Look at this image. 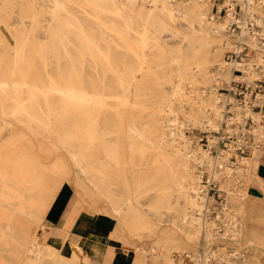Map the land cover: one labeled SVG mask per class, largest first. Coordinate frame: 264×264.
<instances>
[{"label":"bare ground","instance_id":"obj_1","mask_svg":"<svg viewBox=\"0 0 264 264\" xmlns=\"http://www.w3.org/2000/svg\"><path fill=\"white\" fill-rule=\"evenodd\" d=\"M1 1L3 8L15 2ZM21 1L23 16H30L33 27H38L45 0ZM46 1L50 2L44 24L47 39H38L34 28L11 29L16 43L6 64L9 77L0 53V109L32 133L49 135L66 149L81 180L108 200L109 213L123 227L152 230L164 221L165 212L169 214L163 239L150 249L138 247L143 256L137 261L125 253L120 261L144 264L151 253H161L169 264H175L172 249L185 252L186 247L171 229L179 228L185 241L212 234L207 215L212 196L204 191L202 175L194 172L196 164L206 165L214 176L229 156L212 158L207 149L194 147L182 132L184 123L174 103H180L192 124L209 130L224 127L222 97L213 81L231 78L230 64L242 70L239 76L248 72L252 80L260 78L255 66L259 61L264 64V39L260 37L264 34V0H237L239 9L233 8L242 17L237 25L227 17L211 15L207 0ZM224 3L234 5L233 0H222L220 8ZM167 36L178 43L173 46ZM230 39L236 41L235 51L248 46L255 62L223 59L220 51L232 46ZM5 41L0 33V46ZM166 83L171 86L168 92L162 88ZM241 112L236 117L251 114L249 107ZM145 116L151 121L144 122ZM255 132L261 136L263 131ZM8 148V140H0V264H89L90 247L72 241L71 255L66 257L13 222L16 214L39 220L54 193L49 175L35 170L41 162L33 151L22 147L12 158L6 153ZM238 162L237 173L248 171L253 163L248 156ZM130 169L132 175H128ZM50 170L64 174V160ZM249 181L248 175L240 190L243 199L249 195ZM174 191L182 204L170 201ZM149 193L152 201L146 211L140 197ZM244 208L242 202L240 211ZM99 224L106 225L104 219ZM230 231L236 233L237 228ZM165 248L167 252H162ZM207 254L197 257L206 262Z\"/></svg>","mask_w":264,"mask_h":264},{"label":"rangeland","instance_id":"obj_2","mask_svg":"<svg viewBox=\"0 0 264 264\" xmlns=\"http://www.w3.org/2000/svg\"><path fill=\"white\" fill-rule=\"evenodd\" d=\"M233 2L234 5L224 3L222 8H220L222 0H207L205 1V4L207 3L211 5V15L214 14L216 17L219 15L227 17L230 19V24L234 23V25H237L239 24L237 23V20L242 21V17L241 13L239 14L238 10H234L233 8V6L239 7L237 0H233ZM49 3L50 2L45 0V11L39 22L40 25L34 28V22L30 16H23L22 9L24 5H22L21 0H15L12 6H7L6 8H3L2 1L0 0V17L3 20L0 21V33L6 40L5 43L0 46V53L3 54L2 62L3 65H5L7 71L6 75L8 77L9 74L6 64L12 56L16 43L15 36L11 29L13 31L17 28H19L18 30L23 29L31 31L34 28L38 39L46 40L48 35L44 24H47V18L49 15L47 11L50 9L48 5ZM78 11L83 13L82 9H79ZM4 19H7V21ZM164 38L173 46L178 43V39L176 38H170L168 36ZM229 41L232 46L224 47L220 52L223 59L233 62V45L236 41L232 39ZM243 47L244 51L241 54L243 55V62L249 61L254 63L255 61L251 59L252 55H247L249 52L252 53L250 48L246 45ZM259 62L258 65H261ZM235 69L236 67L230 64L229 70L231 78L222 79L220 82L213 81L214 86L216 87V93L222 97L220 105H222L223 110L225 106V96L232 93L229 92L231 81L236 79L252 80V78L248 76V72L246 73L247 75L244 74L239 76L238 74L241 73V71H236ZM170 87L171 86L168 83L162 85L165 92H168ZM133 100L134 98L131 97V102H133ZM149 103L150 102H148V105L151 107V103ZM174 109L177 116H179L180 121L184 123L182 128L184 136L191 140V144L194 147L200 146L207 149L212 158H216L218 153L220 156L225 154L229 156L228 164L227 162L223 163L224 171L220 170L218 171V175L214 176H212V172L206 165L196 164L197 168L194 172L198 175H202V182L204 184H207L206 180L211 177L216 180L220 187L218 191L217 189L211 190L210 195L212 198L207 203V215L211 219L209 224L212 226V234L210 237L200 235L196 240L185 241L186 238L182 231H180L179 228L176 229L171 226L174 229H171L170 231H172V233L177 232L175 233V236L178 239L177 241L180 245L183 244L186 247L185 252H181L175 248L172 249L173 252L171 254L176 262L175 264H194L195 262H202L197 256L200 254L202 255L204 252L208 253L205 258L206 264H236L235 260H237L238 264H241V254H236L234 251H231L229 245L234 243L236 238L241 240L247 238L243 236L241 230L238 234H235L233 231H230V229L239 227V229L242 228L246 234H248V232L250 234H255L262 231L261 229L258 230L260 225L257 226V224L264 222L259 221L254 226L253 222L249 220L251 217H254L255 219L261 217L260 213H257L259 210L258 205L252 206L250 204L247 208L245 207L246 209H244L243 212L240 211V205L242 204V198L244 197L240 196V190L245 187L243 181L245 174L237 173L238 164L240 162L237 164L230 162L232 153H227V150H222L224 148L220 147L224 145L219 139L220 133L225 134L227 127H224V129L221 130H209L203 128L200 125L189 122L184 116V109L180 106L179 102L174 103ZM150 110L151 108L147 110L148 114L150 113ZM233 110H235V113H238L240 112V107L234 106ZM236 116L237 115H235V118L237 120L242 117L241 114L238 117ZM150 117L145 116L143 119L144 122H150ZM226 124H228V122ZM0 140H8L9 148L6 153L8 152L9 156L12 158H15L16 153L20 151L22 147H26L29 151H33L36 154V156H34L35 159L41 162V167H37L35 170L45 172L52 180L51 192L54 193V200H52L50 204H46L45 214L39 220H33L24 214H16L14 216L16 219L13 220V222L25 226L28 232L37 236L41 242L53 245L66 257L71 255V242L75 241L76 238L77 240L78 238H82L81 240L83 242L92 241L97 252L103 251L106 245L113 244L117 251L132 255V259L137 261L143 256L142 250H138V247L150 249L158 240L163 239L168 233L169 222L167 219L169 214L167 212L162 216L164 221L158 223V225L152 230H130L129 228L123 227L118 222V219L109 213L111 207L108 200L100 197L92 186L85 184L86 182L81 180V175H79L78 169L66 149L61 147V145L49 135H36L32 133L25 124L13 117L7 112V110L3 109H0ZM127 153H129V151H127ZM136 159H138V157ZM58 160H64L65 162L67 171L64 174L57 172L52 173L50 170ZM143 160L145 161L144 158ZM142 162H140V164ZM225 168H228L229 172H225ZM222 172L224 174H222ZM133 173L134 172H132L131 169L128 171V175H132ZM236 190H239L238 194ZM140 201L143 209L148 211L149 204L152 201V193L144 194L140 197ZM170 201L172 204H177V202H181L180 204H182V199L178 196L176 191L171 194ZM148 214L157 222V219L153 214L150 212ZM251 214L255 215L252 216ZM246 215L251 216L247 218ZM100 219H104V222L106 223L105 226L104 224H99ZM112 221H114V224ZM111 226L112 228L109 229ZM162 245L168 247V243H162ZM162 252H167L166 248ZM236 256L238 259H236ZM242 256L246 258L248 262L251 260L253 264H264V260L259 253L253 254L252 252L247 251L244 252ZM145 260L146 262L144 264H169L161 253H151L145 258ZM131 264H133V262H131ZM242 264L246 263L244 262Z\"/></svg>","mask_w":264,"mask_h":264},{"label":"crops","instance_id":"obj_3","mask_svg":"<svg viewBox=\"0 0 264 264\" xmlns=\"http://www.w3.org/2000/svg\"><path fill=\"white\" fill-rule=\"evenodd\" d=\"M264 39L263 36H260ZM261 42V41H260ZM255 52V51H254ZM253 52V54H255ZM258 60V59H257ZM264 64L257 65L255 69L257 71L261 72V76L259 79L264 83ZM264 86V85H263ZM251 120L249 121V126L251 128V140L252 143L248 148V152L245 156H248L252 160V165L250 166L248 171H244L245 177L248 175L250 176V181L248 183V193L249 195L246 198H242V202H244L245 207L247 208L248 205H258V211L257 213H260L259 219H255L254 217L250 218L253 222L254 226L257 222L262 221L264 222V88L261 94L260 99H258L256 106L253 108L251 113ZM259 131L261 129L263 132L260 135L256 134L255 130ZM257 144V145H256ZM246 172V173H245ZM244 177V179H245ZM243 179V181H244ZM241 202V203H242ZM244 208V209H246ZM254 216L255 214H251ZM250 215V216H251ZM247 216L246 217H250ZM259 226L258 230L261 229V232H257L255 234H248L245 233V231L239 227H237V232L235 234H238L241 230L243 233V236L247 239H239L236 238L235 242L232 244H228L231 251H234L236 254H241L240 261L242 263H249L253 264L251 260L249 262L242 256L244 252L250 251L253 254H261L263 260H264V223L257 224ZM239 229V230H238ZM81 236V235H80ZM76 237V236H75ZM243 238V237H242ZM82 238L75 239V242L82 245L83 247H90L92 250L90 253H87L88 255V262L89 264H131V260H128L126 262L120 261V259L123 258L124 252L117 251L115 246L113 244L106 245L101 252H97L96 247L94 246V243L92 241L83 242L81 240ZM232 242V241H230ZM248 245V246H247ZM132 258V255H131ZM119 259V260H118ZM236 259L238 257L236 256ZM81 260L83 262L84 256L81 257ZM235 263L238 264L237 260H235ZM19 264H27L25 262H20ZM83 264V263H80Z\"/></svg>","mask_w":264,"mask_h":264},{"label":"built area","instance_id":"obj_4","mask_svg":"<svg viewBox=\"0 0 264 264\" xmlns=\"http://www.w3.org/2000/svg\"><path fill=\"white\" fill-rule=\"evenodd\" d=\"M237 8L239 9V7ZM243 48L244 47H242L240 51L234 50L233 52L234 54L233 60H237L239 63L242 64L244 63L243 55H241L244 51ZM247 55H249V53ZM237 71H242V70L238 69ZM263 85L264 83L259 79H253L251 81L245 79L232 80L229 86V90H230L229 92L232 93H229L225 96L226 97L225 106L223 111L225 119L222 122V126L227 127V131L225 132V134L220 133L219 139L221 143L224 144L223 145L224 147L220 146L221 148H224L222 150H227L228 151L227 153H232V156L230 157L231 160L230 162H232L233 164H237L239 159L247 154L248 148L252 143L250 137L251 128L249 126V121L251 120L250 118L251 114L246 115L244 112H246L247 107H249L252 113V110L256 106L258 99H260L261 97L264 88ZM234 106L240 107L242 113H244L241 119L239 120L234 118L236 114L234 112L235 110H233ZM227 122L228 124H226ZM224 127L222 129H224ZM219 156L220 155L218 153L217 157ZM225 162H227L228 164L229 159L228 161ZM206 181L207 184L203 183V185L206 188V189L204 188V191H207L209 195L211 190L217 189L218 191V189H220L215 179H212L210 177ZM194 264H206V263L202 261V262H195Z\"/></svg>","mask_w":264,"mask_h":264}]
</instances>
